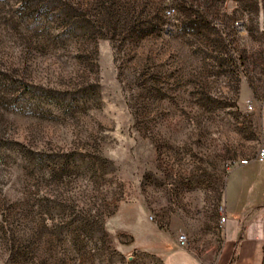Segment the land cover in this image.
Instances as JSON below:
<instances>
[{
	"label": "rangeland",
	"instance_id": "1",
	"mask_svg": "<svg viewBox=\"0 0 264 264\" xmlns=\"http://www.w3.org/2000/svg\"><path fill=\"white\" fill-rule=\"evenodd\" d=\"M261 148L264 0H0V264H165L147 218L221 234Z\"/></svg>",
	"mask_w": 264,
	"mask_h": 264
},
{
	"label": "crops",
	"instance_id": "2",
	"mask_svg": "<svg viewBox=\"0 0 264 264\" xmlns=\"http://www.w3.org/2000/svg\"><path fill=\"white\" fill-rule=\"evenodd\" d=\"M226 176L222 201L226 221L222 224L221 234L216 233L213 219V229L196 242L187 224L180 223L167 211L162 220L167 228L157 227L147 218V230L141 235L140 244L143 242L147 251L163 257L165 264H210L211 260L212 264H264V205L246 197L245 183L239 179L226 182ZM139 226L137 219L135 227ZM179 232L188 237L186 248L179 246ZM220 235L221 242L217 240ZM194 251L206 255L199 258L193 255Z\"/></svg>",
	"mask_w": 264,
	"mask_h": 264
},
{
	"label": "built area",
	"instance_id": "3",
	"mask_svg": "<svg viewBox=\"0 0 264 264\" xmlns=\"http://www.w3.org/2000/svg\"><path fill=\"white\" fill-rule=\"evenodd\" d=\"M173 14H174V9L173 8H167L165 10V15L167 17L173 16ZM256 159L259 160V161H263L264 160V149L263 148H261L258 151V153L256 155ZM248 162H249V159L243 158V159L239 160L238 164L246 165V164H248ZM220 210H221L220 221L223 224L226 221V213H225V209H224L223 206L220 207ZM177 239H178V243H179L180 247L186 248L188 246V237L185 234L179 233L178 236H177Z\"/></svg>",
	"mask_w": 264,
	"mask_h": 264
}]
</instances>
